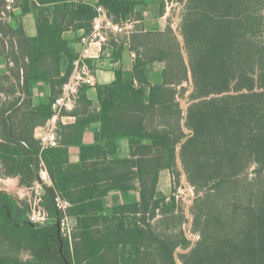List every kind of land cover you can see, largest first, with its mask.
Returning a JSON list of instances; mask_svg holds the SVG:
<instances>
[{"label": "trees", "instance_id": "trees-1", "mask_svg": "<svg viewBox=\"0 0 264 264\" xmlns=\"http://www.w3.org/2000/svg\"><path fill=\"white\" fill-rule=\"evenodd\" d=\"M36 1L44 4L50 0ZM98 3L117 23L131 19L137 5L130 0ZM261 5L260 0H188L183 9L181 35L194 83L190 100L195 102L188 107L186 120V128L194 134L182 145L179 158L196 196L191 214L199 240L188 254L179 255L182 264H264V42L255 38L264 31V23L257 16ZM89 16L90 25H84L86 32L91 29L94 9L75 11V17ZM62 32L57 23L38 25V37L25 39L32 64L38 65L45 56L58 64L64 49ZM171 34V28L152 33H136L134 29L130 47L136 52L132 79L123 81L117 72L114 83L100 92L102 135L111 140L128 137L133 158L137 157L111 163L118 168H135L136 173L131 175L140 180L141 206L130 207V226L111 219V227L94 228L99 218L88 216L87 209L95 207V188L88 184L96 180L93 176L85 178L82 163L64 171L58 167L55 158L64 155V149H42L33 139H21L23 145L16 147L0 143V167L5 171L0 176L23 173L26 179L20 180L19 186L31 187L43 161L53 182V194L74 201L72 195L80 190L81 196L75 199L84 202V192L90 193L87 205H75L67 212L82 216L72 235V250L68 240L63 239L62 253L71 264H176L174 252L186 242L185 238L173 241L167 228L162 231L163 223L173 217L176 209L174 192L180 177L176 152L185 138L180 99L188 90L183 87L188 82L187 65L175 64L179 53ZM68 58L70 65L60 87L73 69L75 58ZM153 63L163 65L160 84L148 81L147 67ZM55 99L44 108L47 117L53 114ZM81 100L88 104L84 96ZM35 112L41 113L43 108ZM81 132L82 127L77 136ZM14 140L10 135L8 141ZM143 140L151 145H143ZM81 151L84 160L92 148L83 147ZM252 167L256 168L254 177L248 180L245 174ZM161 169L169 170L173 178L168 200L153 199ZM128 174L125 170L115 177L121 190L130 188L120 185L127 181ZM44 199L51 221L32 226L25 224L29 205L0 191V264H18L13 255L20 251L29 252L37 263L65 264L53 223L54 205L48 194Z\"/></svg>", "mask_w": 264, "mask_h": 264}, {"label": "crops", "instance_id": "crops-1", "mask_svg": "<svg viewBox=\"0 0 264 264\" xmlns=\"http://www.w3.org/2000/svg\"><path fill=\"white\" fill-rule=\"evenodd\" d=\"M130 1L136 2L137 5L131 19L126 21L133 22L136 33L164 32L171 28L167 22V0ZM98 2L99 0H65L62 2L50 0L40 4L36 0L35 2L24 1L9 13L7 20H0V143L16 147L23 145L21 139L38 141V130L53 119L56 123L58 137V145L53 148L65 150L64 155L55 158L56 165L64 171L69 166L82 163L85 166L83 167V171L86 173L85 178L89 179L91 176L95 178V182L88 184L89 188H95L94 191L92 190L95 207L87 210L88 216L99 218V222L93 225L94 228L103 229L105 226L111 227V219L116 222L123 221L125 225L130 226L132 217V208L130 207L136 206L137 209H140L141 206L140 180L131 175L136 173V169L128 170L111 164L117 160L137 159V157L133 158L130 139L120 136L111 140V138L102 135L101 121L100 92L114 83L117 72L121 73L123 81L132 79V68L136 59V52L130 48L132 35L128 37L111 35L107 44L97 52L96 58L85 60L93 70L95 86L83 87L71 110H63L58 115L52 114L50 117L46 116L47 112L44 110L50 106L53 97H59L62 88L59 86V82L64 78L70 65L68 57H74L76 60L81 52L80 38L88 33L84 25H90V16L88 18L75 17V11H83L84 7L94 9L100 5ZM2 10L3 0H0V18ZM44 23L47 25L57 23L63 28L60 39L64 43V49L59 53L58 64L53 61L51 56L43 57L38 65L32 64L29 58L30 47L25 39L37 38L38 25ZM29 67L34 69L30 71ZM162 69L163 65L160 63H153L147 67L148 81L151 84L162 82ZM83 96L88 104L81 100ZM38 108H43V112L37 114L35 109ZM81 127L82 132L80 136H77L76 132ZM10 135L16 140L8 141ZM111 143L114 152H111ZM142 144L151 145V142L143 140ZM83 147L92 148L90 155L86 156L84 160L81 159ZM105 168H108V171H103ZM125 170L129 176L127 181L120 185L124 184L130 188L121 190L116 184L115 177L121 175ZM36 171L32 167L34 174ZM0 173H5L1 167ZM0 178H13L18 181L19 185L20 180L26 179V176L20 173L16 176H0ZM51 183L52 189V180ZM82 187L84 188V186ZM22 189L26 190V187ZM172 192L171 172L167 169L159 170L153 199L166 198L168 200ZM89 194L87 191L84 192L86 196L84 202H77L78 200L75 199L81 196L80 190L75 191L72 195L71 198L74 201L54 194V197H60L68 202V207L59 214L60 221H63L70 229V238L62 237L68 240L70 250H72L74 229L82 216H70L67 214L68 209L75 205L78 207L87 205L90 202ZM96 194H98L97 198ZM29 212L30 206L26 214L27 218ZM47 213L49 215L48 210ZM158 217L157 212L156 219ZM47 223H50V216ZM13 256L17 259L18 264H44L35 262L27 251H20Z\"/></svg>", "mask_w": 264, "mask_h": 264}, {"label": "built area", "instance_id": "built-area-1", "mask_svg": "<svg viewBox=\"0 0 264 264\" xmlns=\"http://www.w3.org/2000/svg\"><path fill=\"white\" fill-rule=\"evenodd\" d=\"M27 0H3V12L0 20H7L9 13L14 11L17 5ZM35 2V0H28ZM134 31L133 22H115L109 15L106 8L97 5L94 8V16L91 21L90 31L80 38L81 52L73 62V69L68 81L62 86L59 97L51 105L54 115H58L63 110H71L83 87L95 86L92 68L85 60L96 58L97 52L107 44L111 35L115 37H128ZM134 56V55H132ZM37 139L42 149L53 148L58 145L56 134V123L53 119L48 121L44 127L38 130ZM42 174H45L42 177ZM52 183L47 168L43 161L38 166V178L32 186L26 190L34 193L33 206L30 207L28 221L34 225H44L49 221V215L40 205L41 197L38 190L44 187L51 188ZM45 190V189H44ZM54 206L63 212L68 207V202L60 197H55ZM61 236L70 238V229L63 221H60Z\"/></svg>", "mask_w": 264, "mask_h": 264}, {"label": "rangeland", "instance_id": "rangeland-1", "mask_svg": "<svg viewBox=\"0 0 264 264\" xmlns=\"http://www.w3.org/2000/svg\"><path fill=\"white\" fill-rule=\"evenodd\" d=\"M260 1H261L262 5L259 8L257 16L262 21V23H264V0H260ZM167 2H168V5H167V7H168L167 22L171 26V29H172V34H171L172 40L171 41H173V44H175V46L177 48V51H178L177 53H179V57L176 58L175 64L177 66H180L183 63L186 66V61L183 57L182 50H181L180 40L177 37V35L175 34V30H176L178 35L181 38H183L181 35V20H182V13H183V9H184V8L182 9V3L183 2L180 3L178 0H167ZM176 27H177V29H176ZM263 27L264 26L261 27V30H264ZM257 35L258 36L255 38L260 39L259 41L264 42V31H262V33L259 32ZM185 55H186V58L189 62V57H188L186 47H185ZM189 64H190V62H189ZM187 79H188V82H184L183 87H185L188 90H187L185 96L182 99H180V104L183 103V105H184V107L188 113V107L192 103L195 102V101L190 100V96L194 91L188 96V93L191 90V85L189 83V78H188V71H187ZM182 110H183V116H184L185 111L183 108H182ZM184 128L186 131L190 132V130L186 128V123H185ZM183 134L185 137L187 136L184 131H183ZM255 169H256L255 167H252L246 172L245 177L248 180H250L254 177V170ZM177 171L180 173V177H179V184L175 186V192H174V197H175V201H176L175 213L172 214L173 217L168 218V220H166V221L164 220L165 221L163 223L164 226H162L163 230L159 227L160 229H158V231L161 232V230L164 231V228H167V231H166L167 234L169 236H171V239L175 242L180 241V239H182V238H185L186 242H184L183 245L177 247L175 250V251L180 252L178 254V262L176 264H182V262L179 260V255L188 254L193 249L195 243L199 240V235L197 232L193 231L194 217L191 214V207L194 204V202H193V204L191 205V201H192V199H193V201L196 199L194 190L189 184H188V188H189L190 194L184 189L182 173L180 172L179 168H177ZM37 178H38V175H37ZM22 188H24V187H20L18 185V181H16L13 178H0V191L6 192L9 195H11L13 198H15L17 201L24 202V203L28 204L30 207H32L33 201H34V193L29 191V190L28 191L24 190ZM26 188L29 189L30 187H26ZM38 191H39L38 193L40 195L38 197H41L40 205L43 207L45 212H47L46 208L43 205V203L45 202L44 196H45L46 192L44 189L38 190ZM188 206H189V213H188V220H187L185 217V209ZM159 219H158V221L160 222ZM188 222H190L189 227H187ZM186 229H187L188 236L193 240L194 245H193L191 250H189L186 253H183V251L187 250L191 246V242L188 241L186 239V236H185V230Z\"/></svg>", "mask_w": 264, "mask_h": 264}, {"label": "water", "instance_id": "water-1", "mask_svg": "<svg viewBox=\"0 0 264 264\" xmlns=\"http://www.w3.org/2000/svg\"><path fill=\"white\" fill-rule=\"evenodd\" d=\"M187 2H188V0H184V2H183V4H182V9L185 7V5L187 4ZM176 29H177V27H176ZM175 34L177 35V37H178L179 40H180L182 54H183V57H184V59H185V61H186V65H187V69H188L189 82H190V85H191V90H190L189 93H188V96H189V95L194 91V83H193L192 69H191V66H190V64H189V62H188V60H187V58H186V55H185V47H186V45H185V41L183 40V38H181V37L178 35V33H177L176 30H175ZM181 107H182V108L184 109V111H185L184 119H183V121H182V128H183V131L186 133L187 136H186V137L181 141V143H179V145L177 146L176 157H177V166H178L180 172L182 173L184 189L190 194V191H189V188H188V184H189V183H188V176H187L186 172L184 171V169H183L182 166H181L180 158H179V154H180V149H181L182 145H183V144H184L189 138H191V137L193 136L194 132H192V131L188 132V131L185 130L184 127H185V123H186V120H187V111H186V109H185L183 103L181 104ZM35 169H36V163H34V165H33V170L35 171ZM44 189H45L46 194H48V195L50 196V199H51V201H52V203H53V205H54V199H55V197H54V194H53L52 189L49 188V187H44ZM193 202H194V201H193V199H192V201H191V205L193 204ZM3 207H4L5 209H7V206H6V205H3ZM54 209H55V214H56V220H55L54 225H55V227L57 228V236H58L59 243H60V246H59L60 256H61V258L63 259V261H64L65 264H71V263H69V262L65 259L64 255H63V253H62L63 238H62V236H61V229H60V214H59V210H58L55 206H54ZM188 213H189V206L185 209V217H186L187 220H188ZM7 214L9 215V211H8V209H7ZM21 224H24V223H21ZM25 224L32 225V226L34 225V224L30 223V222H25ZM189 226H190V222H188L187 227H189ZM185 236H186V239H187L188 241L191 242V246H190L187 250L183 251V253H186V252H188L189 250H191L192 247H193V245H194L193 240L188 236L187 229L185 230ZM179 253H180L179 251H175V252H174V260H175L176 263L178 262V254H179Z\"/></svg>", "mask_w": 264, "mask_h": 264}, {"label": "bare ground", "instance_id": "bare-ground-1", "mask_svg": "<svg viewBox=\"0 0 264 264\" xmlns=\"http://www.w3.org/2000/svg\"><path fill=\"white\" fill-rule=\"evenodd\" d=\"M45 176V174H42V177H44Z\"/></svg>", "mask_w": 264, "mask_h": 264}]
</instances>
